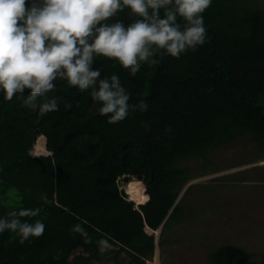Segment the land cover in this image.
I'll return each instance as SVG.
<instances>
[{
  "label": "trees",
  "instance_id": "16d2710c",
  "mask_svg": "<svg viewBox=\"0 0 264 264\" xmlns=\"http://www.w3.org/2000/svg\"><path fill=\"white\" fill-rule=\"evenodd\" d=\"M203 16L202 46L179 59L157 55V64H142L134 77L118 61L97 57L101 78L118 74L129 103L148 104L121 122L99 114L90 89L80 92L62 80L48 93L60 98L59 110L43 116L23 106L29 90L12 101L0 92V218L39 209L20 220L45 225L40 237L23 244L11 230L0 233V264H93L108 252H114L111 264H145L156 248L146 227L163 224L162 236L191 213L179 199L194 177L184 161L207 158L247 134L264 150V6L212 0ZM115 19L127 25L136 17L125 9ZM40 144L51 153L33 155ZM100 240L108 243L103 253ZM167 242L163 236L159 245ZM251 255L221 244L206 264H241Z\"/></svg>",
  "mask_w": 264,
  "mask_h": 264
},
{
  "label": "clouds",
  "instance_id": "9594fccd",
  "mask_svg": "<svg viewBox=\"0 0 264 264\" xmlns=\"http://www.w3.org/2000/svg\"><path fill=\"white\" fill-rule=\"evenodd\" d=\"M211 3L212 0H0V92L5 101H12L29 90L31 94L23 106L33 111L38 108L43 116L59 110L60 98L49 97L48 93L55 90V81L62 80L80 92L90 89L93 100L101 105L99 114L108 116L109 123L121 122L136 110L146 112L145 100L129 103L130 93L118 74L101 78V71L93 67L97 57L118 61L133 77L142 64H157V55L179 59L206 42L203 13ZM125 9L136 17L127 25L115 19ZM71 107L65 103V109ZM39 212L21 209L8 213L11 219L0 218V233H17L21 244L29 237H40L45 231L40 220H20ZM98 244L101 253L108 248L105 240Z\"/></svg>",
  "mask_w": 264,
  "mask_h": 264
},
{
  "label": "rangeland",
  "instance_id": "374dc122",
  "mask_svg": "<svg viewBox=\"0 0 264 264\" xmlns=\"http://www.w3.org/2000/svg\"><path fill=\"white\" fill-rule=\"evenodd\" d=\"M259 2L264 6V0ZM31 152L46 151L40 146ZM183 165L190 167L194 177L184 185L179 199L186 201L191 213L162 236V228L146 227L157 244L145 264H206L211 250L227 243L252 253L241 264H264V150L247 134L211 151L207 158H191ZM121 188L128 193L125 181ZM163 236L168 242L161 247ZM113 256L114 252H108L92 263L111 264ZM120 260L129 262L126 252Z\"/></svg>",
  "mask_w": 264,
  "mask_h": 264
},
{
  "label": "water",
  "instance_id": "95a60500",
  "mask_svg": "<svg viewBox=\"0 0 264 264\" xmlns=\"http://www.w3.org/2000/svg\"><path fill=\"white\" fill-rule=\"evenodd\" d=\"M49 153H51V152H49ZM49 153H46V154H49ZM180 197V196H179ZM162 226H163V224L159 227L160 229L162 228ZM158 242V241H157ZM157 244V243H156Z\"/></svg>",
  "mask_w": 264,
  "mask_h": 264
},
{
  "label": "bare ground",
  "instance_id": "6f19581e",
  "mask_svg": "<svg viewBox=\"0 0 264 264\" xmlns=\"http://www.w3.org/2000/svg\"><path fill=\"white\" fill-rule=\"evenodd\" d=\"M40 146H41V144H40ZM43 153H47V152H43ZM41 154V153H40Z\"/></svg>",
  "mask_w": 264,
  "mask_h": 264
}]
</instances>
